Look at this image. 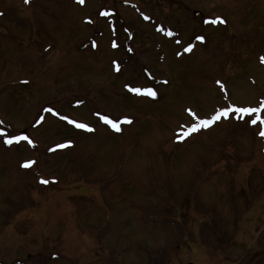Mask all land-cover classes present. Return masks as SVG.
<instances>
[{
	"label": "rangeland",
	"instance_id": "374dc122",
	"mask_svg": "<svg viewBox=\"0 0 264 264\" xmlns=\"http://www.w3.org/2000/svg\"><path fill=\"white\" fill-rule=\"evenodd\" d=\"M262 101L264 0H0V128L35 143L0 137V264H264L259 123L177 139Z\"/></svg>",
	"mask_w": 264,
	"mask_h": 264
},
{
	"label": "snow or ice",
	"instance_id": "6c2138e0",
	"mask_svg": "<svg viewBox=\"0 0 264 264\" xmlns=\"http://www.w3.org/2000/svg\"><path fill=\"white\" fill-rule=\"evenodd\" d=\"M25 2L27 3L28 0H25ZM78 2L80 4H84L85 0H78ZM104 15H107V13H104ZM145 19H147V17H145ZM205 22L216 24V23H224L225 21H223V19L220 17H216L214 19H210ZM160 30L163 31V28H161ZM167 34L172 35V32L169 31ZM196 39L199 41H203L205 37L197 36ZM191 50H192V45H189L185 49V51H191ZM217 83H220V82L217 81ZM125 87L128 88L130 92L136 93L138 95H147L153 98L157 96V92L151 87L142 88V87H135L131 85H125ZM44 111L52 113L53 115H56V116H60V113L55 111L52 108L44 109ZM188 112L191 116H193L196 119L197 122L193 123L187 129V131H184L183 135L178 136L177 139L179 140L184 139L185 137L189 136L193 132L199 131L201 128H207L213 125L214 123L219 121L221 118H229L231 114H237L236 118L240 120H244L245 117H247V120H245V122L251 123L252 125H257L259 123V125L262 126V130L260 131L259 134L261 136H264V101H262L258 107H237L235 105L224 107V108H221L219 111H216L212 116L207 117V118L196 117V114L191 109H188ZM60 118L67 121L69 124L74 125L76 128L87 130V131H94V129L91 128L90 125L86 123L78 122L74 119H71L68 116H61ZM43 119L44 117H40L37 123H40ZM101 119L106 124L110 125L114 130L116 131L121 130L119 123L116 120H113L106 115L102 116ZM124 122L131 123V119L128 117H125ZM0 123H2V121H0ZM0 137H3V142L7 145H12L14 142L19 143L21 141H26L29 145H32L33 147H35L34 141L24 132H20L18 134L17 133L8 134L3 129H0ZM68 144H71V141H68L66 144H58L56 145V147L63 148V147L68 146ZM33 163H35V161H26L23 166L30 167ZM42 183L46 184L48 183V181L42 180Z\"/></svg>",
	"mask_w": 264,
	"mask_h": 264
},
{
	"label": "water",
	"instance_id": "95a60500",
	"mask_svg": "<svg viewBox=\"0 0 264 264\" xmlns=\"http://www.w3.org/2000/svg\"><path fill=\"white\" fill-rule=\"evenodd\" d=\"M188 264H194V263H192V262H189Z\"/></svg>",
	"mask_w": 264,
	"mask_h": 264
},
{
	"label": "bare ground",
	"instance_id": "6f19581e",
	"mask_svg": "<svg viewBox=\"0 0 264 264\" xmlns=\"http://www.w3.org/2000/svg\"><path fill=\"white\" fill-rule=\"evenodd\" d=\"M195 49H196V48H195ZM195 49H194V50H195ZM194 50H193V51H194ZM193 51H192L191 53H193Z\"/></svg>",
	"mask_w": 264,
	"mask_h": 264
},
{
	"label": "trees",
	"instance_id": "16d2710c",
	"mask_svg": "<svg viewBox=\"0 0 264 264\" xmlns=\"http://www.w3.org/2000/svg\"><path fill=\"white\" fill-rule=\"evenodd\" d=\"M137 2V1H136Z\"/></svg>",
	"mask_w": 264,
	"mask_h": 264
}]
</instances>
